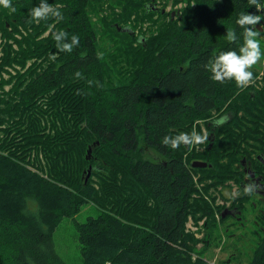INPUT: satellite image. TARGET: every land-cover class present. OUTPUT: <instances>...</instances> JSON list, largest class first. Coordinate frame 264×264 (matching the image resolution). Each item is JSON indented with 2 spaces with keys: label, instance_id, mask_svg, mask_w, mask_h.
<instances>
[{
  "label": "trees",
  "instance_id": "16d2710c",
  "mask_svg": "<svg viewBox=\"0 0 264 264\" xmlns=\"http://www.w3.org/2000/svg\"><path fill=\"white\" fill-rule=\"evenodd\" d=\"M48 2L62 20L32 21L39 0L0 6V264H65L55 228L91 202L105 210L74 223L80 264H217L205 254L220 247L214 231L228 217L215 195L229 201L221 189L241 188V160L264 153V62L260 76L251 69L259 85L243 89L212 80L206 65L239 50L241 13L261 22L264 13L248 0H183L177 19L155 0ZM153 14L167 17L156 31L128 29ZM57 30L79 46L60 52ZM202 125L213 133L204 145L161 143ZM148 148L164 160L142 157ZM190 218L203 220L201 238L185 227ZM261 223L248 264H264Z\"/></svg>",
  "mask_w": 264,
  "mask_h": 264
},
{
  "label": "rangeland",
  "instance_id": "374dc122",
  "mask_svg": "<svg viewBox=\"0 0 264 264\" xmlns=\"http://www.w3.org/2000/svg\"><path fill=\"white\" fill-rule=\"evenodd\" d=\"M177 1V2H175ZM155 0V4L159 9L164 10L166 12V15L170 14L171 19H177L179 15L181 14V8L183 7L184 3L183 0ZM135 15H133L130 19H133ZM161 16L158 14H153L151 17H148L147 20H144L136 25V28L131 29L130 26H127L129 30H134L133 33L138 36L140 35L141 30H147L148 27L151 25V29L156 31L159 27V22L163 24L167 17H164V20H160ZM155 22H158L156 24H153ZM129 21L125 25H127ZM152 23V24H151ZM259 27H261L260 32H264V21H262L260 24H258ZM155 26V27H154ZM147 28V29H146ZM261 38L260 44L261 48L264 49V35H260ZM263 62L264 58L262 57L261 61L258 62L255 67L260 73L259 76L262 74V68H263ZM258 76V77H259ZM255 86H258V82H253ZM202 129L207 132L204 125H202ZM50 132V131H49ZM209 133V132H207ZM213 133H209V138H211V135ZM89 152H86V155L90 157L92 154L91 146L87 148ZM142 157L148 158L151 160H164L162 156L159 155L158 152H156L152 148L145 149L142 153ZM41 159V160H40ZM39 161L44 162L42 155H40ZM33 160V157H32ZM197 160V159H193ZM202 161V160H201ZM205 162V161H204ZM89 172L86 175V171ZM82 172V178L85 182H87L89 176H90V167H87ZM86 179V180H85ZM97 187V183L95 184ZM236 184H231L230 187H223L221 189V193L223 192H233V190H236ZM221 187H219L220 189ZM218 189V190H219ZM216 191H212L211 194H214ZM220 193V192H219ZM249 198V195L248 197ZM246 198V199H247ZM226 203L220 198V195H215L214 203L215 205H223V203ZM257 202V200H256ZM260 206V205H259ZM224 206L220 208V213L223 212ZM249 209V208H248ZM105 209L99 205H97L95 202L91 203H85V205L82 206L80 211L73 217H63L57 227L55 228V231L53 233V243H54V249L56 253L62 258L63 261H65V264H80L81 263V255H80V244L76 238V230H75V222H83L88 216H96ZM256 212V210H255ZM220 214L216 212V217L219 218ZM253 219H256L255 213L252 215L247 214L246 216H243L240 220L232 219V218H226L224 222L217 226V229L214 231V235L217 236V240L220 239V249L219 248H211L209 249L205 256L208 257L209 261L211 263H214L215 260H217L215 263L222 264V263H228V264H248V261L250 259V255L252 252V249L254 248L257 238L261 234V227L262 223L259 219H257V222L252 221ZM203 220H199L197 226L193 225L194 221L192 218L188 220L185 224V227L194 231V235L197 238L202 237V231H201V225ZM200 245V243L197 244V247Z\"/></svg>",
  "mask_w": 264,
  "mask_h": 264
},
{
  "label": "clouds",
  "instance_id": "9594fccd",
  "mask_svg": "<svg viewBox=\"0 0 264 264\" xmlns=\"http://www.w3.org/2000/svg\"><path fill=\"white\" fill-rule=\"evenodd\" d=\"M250 5H254L256 13H264V3L261 0H248ZM0 6L15 12L12 0H0ZM32 21L39 23L49 19L60 21L63 14L59 10V6H53L48 0H39V3L30 9ZM262 20V16L250 12L241 13L236 20L237 25L242 29L243 42L239 46V50L229 49L221 51L214 60L210 61L206 67L212 73L211 79L221 84L234 80L237 87L243 89L250 86L254 82V75L251 69L254 65L261 61L264 52L261 50V44L258 37L260 30L257 27ZM53 27V26H50ZM51 35L56 42V48L60 52L71 53L75 47L79 46L80 38L77 34L71 35L63 30L52 31ZM226 38L229 42H236L238 37L235 30H227ZM51 60H55V55H50ZM77 77L81 76L80 72L76 73ZM218 123H223L219 121ZM209 140V134L203 129L198 132L194 127L190 133L180 132L176 135H165L161 143L177 149L181 145L189 148L204 145ZM254 182H249L244 186V194L251 195L254 191ZM226 196L236 198L240 195L238 190L233 192H225Z\"/></svg>",
  "mask_w": 264,
  "mask_h": 264
},
{
  "label": "flooded vegetation",
  "instance_id": "af4514ba",
  "mask_svg": "<svg viewBox=\"0 0 264 264\" xmlns=\"http://www.w3.org/2000/svg\"><path fill=\"white\" fill-rule=\"evenodd\" d=\"M241 165L245 175L241 182V188L236 186V190H238L241 195V192H244V186L251 181L255 184L254 191L249 195V198L243 202L240 195H238L240 196L238 199V196L234 199L231 198L226 206L224 204L222 212L224 216L222 217L240 220L247 214L252 215L255 213L256 219L252 220L254 224L257 222V219L262 222L264 220V153L258 154L253 162H251V159L246 160L244 158L243 161H241ZM260 229H262V227Z\"/></svg>",
  "mask_w": 264,
  "mask_h": 264
},
{
  "label": "water",
  "instance_id": "95a60500",
  "mask_svg": "<svg viewBox=\"0 0 264 264\" xmlns=\"http://www.w3.org/2000/svg\"><path fill=\"white\" fill-rule=\"evenodd\" d=\"M154 7V6H153ZM155 9H157V7L155 6L154 7ZM164 10H162V12H163ZM259 30H261V27H259ZM87 152H89V150H87ZM244 159V158H243ZM243 159L241 160V161H243ZM206 162H204V161H201V160H193L192 162H191V165L193 166V167H204V166H206ZM89 172H87V174H88ZM252 174V173H251ZM86 180V179H85ZM222 216H224V214H222Z\"/></svg>",
  "mask_w": 264,
  "mask_h": 264
}]
</instances>
